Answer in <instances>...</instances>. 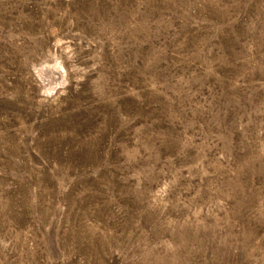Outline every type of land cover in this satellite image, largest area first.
Returning <instances> with one entry per match:
<instances>
[{
    "label": "rangeland",
    "instance_id": "1",
    "mask_svg": "<svg viewBox=\"0 0 264 264\" xmlns=\"http://www.w3.org/2000/svg\"><path fill=\"white\" fill-rule=\"evenodd\" d=\"M0 264H264V0H0Z\"/></svg>",
    "mask_w": 264,
    "mask_h": 264
}]
</instances>
